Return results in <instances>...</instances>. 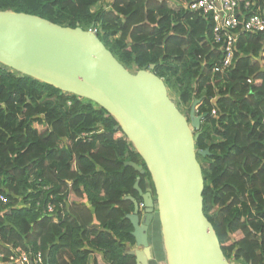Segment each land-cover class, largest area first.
I'll use <instances>...</instances> for the list:
<instances>
[{"label": "trees", "instance_id": "1", "mask_svg": "<svg viewBox=\"0 0 264 264\" xmlns=\"http://www.w3.org/2000/svg\"><path fill=\"white\" fill-rule=\"evenodd\" d=\"M100 1L0 0V11L97 28L130 71L155 65L182 111L199 100L196 148L209 151L198 154L205 215L231 264H264L262 35H241L235 68L214 74L221 46L211 43L213 23L184 6L191 0H115L111 10H94ZM117 127L93 101L0 66V264H11L18 248L41 253L45 264H89L92 253L107 264H136L128 197L143 203L137 180L155 200L156 191Z\"/></svg>", "mask_w": 264, "mask_h": 264}, {"label": "water", "instance_id": "2", "mask_svg": "<svg viewBox=\"0 0 264 264\" xmlns=\"http://www.w3.org/2000/svg\"><path fill=\"white\" fill-rule=\"evenodd\" d=\"M0 65L48 84L65 93L93 101L113 116L151 174L156 202L135 189L143 199L128 215L136 249V264H161L150 242L157 213L165 264H231L215 228L204 212L205 179L196 141L202 116L199 100L184 114L170 98L155 65L132 73L101 41L97 33L63 27L40 16L0 11ZM126 166L145 174L143 166Z\"/></svg>", "mask_w": 264, "mask_h": 264}, {"label": "built area", "instance_id": "3", "mask_svg": "<svg viewBox=\"0 0 264 264\" xmlns=\"http://www.w3.org/2000/svg\"><path fill=\"white\" fill-rule=\"evenodd\" d=\"M115 0L101 4V8L111 10ZM98 4V5H99ZM188 10L199 14L205 21L212 22V42L221 46L222 55L212 66V73L223 75L231 72L238 61V42L243 34L262 35L260 50L261 64H264V0H191L184 4ZM100 8V7H99ZM98 34V29H90ZM252 80H248L251 83ZM1 200L6 202L4 196ZM144 211V204H140ZM55 206L48 205V212H53ZM57 221V220H55ZM3 258L4 255L0 254ZM11 264H45L41 253L33 254L23 249H12L9 257Z\"/></svg>", "mask_w": 264, "mask_h": 264}, {"label": "crops", "instance_id": "4", "mask_svg": "<svg viewBox=\"0 0 264 264\" xmlns=\"http://www.w3.org/2000/svg\"><path fill=\"white\" fill-rule=\"evenodd\" d=\"M108 1L109 0H102V3H106ZM101 6H102L101 4L97 5V7L94 10L98 9L99 7L101 8ZM159 228H160V230H159ZM156 231H158L159 234L161 233L160 224H158L157 222L155 223L153 229L150 232V242H151V245L153 247L154 255L161 262V264L162 263L164 264L163 261H164L165 256H164V250H163V241H162V238H160V236H158V233ZM158 247H160V248H158ZM135 249H136V247L133 246L130 248L129 252H131ZM89 264H107V263H105L101 254L92 253V255L90 256Z\"/></svg>", "mask_w": 264, "mask_h": 264}, {"label": "rangeland", "instance_id": "5", "mask_svg": "<svg viewBox=\"0 0 264 264\" xmlns=\"http://www.w3.org/2000/svg\"><path fill=\"white\" fill-rule=\"evenodd\" d=\"M0 66H1V65H0ZM131 72H132V73H136L137 71H136V69H132ZM170 98H171L175 103L178 104L179 100H178V96H177V93H176V92L171 91V92H170ZM177 104H176V105H177ZM181 108H182V106H181ZM179 109H180V108H179ZM182 109H183L184 112H183L181 109H180V110H181L184 114H186V115L189 114V112H188L189 110H187L185 107H183ZM197 111H198V107H197ZM159 230H160V228H159ZM156 232L159 234L158 231H156ZM159 236H160V238H162L161 233L159 234ZM163 262H164V264H165V260H164ZM162 264H163V263H162ZM235 264H236V263H235Z\"/></svg>", "mask_w": 264, "mask_h": 264}, {"label": "flooded vegetation", "instance_id": "6", "mask_svg": "<svg viewBox=\"0 0 264 264\" xmlns=\"http://www.w3.org/2000/svg\"><path fill=\"white\" fill-rule=\"evenodd\" d=\"M155 200V199H154ZM155 202H156V200H155ZM144 214V211H142V215ZM158 223L159 221H158V215H157V213H156V215H155V220H154V222H153V224L151 225V227H150V232H151V230L153 229V227H154V225H155V223Z\"/></svg>", "mask_w": 264, "mask_h": 264}]
</instances>
